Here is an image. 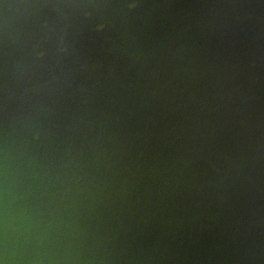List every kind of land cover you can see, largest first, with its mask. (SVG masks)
I'll return each mask as SVG.
<instances>
[{
    "label": "water",
    "instance_id": "water-1",
    "mask_svg": "<svg viewBox=\"0 0 264 264\" xmlns=\"http://www.w3.org/2000/svg\"><path fill=\"white\" fill-rule=\"evenodd\" d=\"M202 18V0H0V264H264V211L224 201L211 168L264 204V8L230 62Z\"/></svg>",
    "mask_w": 264,
    "mask_h": 264
},
{
    "label": "bare ground",
    "instance_id": "bare-ground-1",
    "mask_svg": "<svg viewBox=\"0 0 264 264\" xmlns=\"http://www.w3.org/2000/svg\"><path fill=\"white\" fill-rule=\"evenodd\" d=\"M207 1V4L205 3ZM202 5H203V10H204V15L205 17L207 16L208 19L204 21V18H202V37L203 39L210 40L211 42H214L212 44L217 45V55L224 54L225 52L230 55V57L225 58L228 62L232 61L233 55L236 53V50L242 49L245 54L246 47H244V41H250L253 46V41L255 35L258 33L259 29L257 28L256 25V16L257 14L264 8L263 0H202ZM211 6V7H210ZM210 13V14H209ZM211 18V20H210ZM247 26V30L240 36V38L237 40V43H234V33L236 34V31H238L241 27L240 30L244 29V27ZM208 43V41H207ZM232 45L235 49H232L228 45ZM171 46V50L175 53L177 49H174V45H169ZM256 47V45H255ZM261 47V45H260ZM170 52V50H167ZM212 51H210V54ZM263 53V49L261 50V53L257 56L254 57L253 59L250 58L249 60L245 62H240L238 65L240 66V72L239 75L243 80L249 79L251 76L253 69L255 68H261L258 65L252 66V61L258 58L261 54ZM225 56V55H224ZM177 57V56H176ZM201 59L199 58V61ZM208 60V59H206ZM203 61L199 62L198 61V69H196V74L194 75V78H190V90L193 91L192 93L198 92V101L201 102V100L205 97L207 94V88L208 87V78L211 73L215 72V68L213 67V71H209L212 66V62L210 60L208 61ZM226 61V64H227ZM254 61V63H255ZM176 62V59H175ZM176 65V64H175ZM175 65L173 67H175ZM229 71L232 73V65H228ZM245 69H244V68ZM264 68V67H262ZM209 71V72H208ZM255 73H258V71L254 70ZM261 74V71L259 72ZM233 74V73H232ZM161 82V79H160ZM204 87V88H202ZM179 88V87H178ZM263 87H259L257 89L256 93L251 94H260L262 93L261 99L253 101V105L255 106L256 103H261L264 105V90L262 89ZM252 90V88H251ZM154 91V90H153ZM178 91H181V88H179ZM173 92H175V87ZM245 92H249L246 91ZM182 93H185V91ZM248 94V93H247ZM249 96V95H248ZM251 96V95H250ZM253 96V95H252ZM167 95H165L163 98L166 99ZM184 97V96H183ZM233 99H230L232 101ZM239 98L237 99V109H239ZM249 102L252 101V98L248 99ZM159 102V101H158ZM161 102V101H160ZM159 102V103H160ZM232 103V102H231ZM251 104V103H250ZM164 106H167L165 110L170 109L174 104H169L166 103ZM202 113V118H204V121L210 119L207 123H205L206 130H208V136L212 137L213 140H217V136L215 134V130L213 129L214 125L212 123V118H210V112L209 109H204V107H201ZM170 114H174L175 116L171 117V119H175L176 117L178 118V115L180 116V108H175ZM243 113H239L238 116L235 118L238 122L241 119ZM252 114L250 113V117ZM249 117V118H250ZM197 118V117H196ZM199 118V117H198ZM249 118H245L242 122L247 121ZM170 121V120H169ZM196 122H199V119L196 120L195 117L191 119V123L195 124ZM201 122V121H200ZM202 123H200V127L197 129V135H199V132L201 130ZM174 129L177 132L178 129H180V125L177 122L174 124ZM178 134V132H177ZM186 133L184 132L183 138L185 139V142H188L189 139L186 137ZM218 150H222L223 153H226L225 149L223 147H217ZM252 153V150H251ZM213 153L211 152V159L214 160L212 162V169H218L219 173H228L224 181H218L217 187L222 190V193H224L223 200L232 203V200L235 203H238L242 205V209L245 211L246 214L248 213H259L261 211H264V204L263 201H260L261 199H258V201H255L257 199L256 197H252V191L248 189V187L244 186V183L241 182V178L244 176V174L241 172L240 175L239 173H235V170L229 171L227 167L222 165L221 161H218V156L213 158ZM216 160V161H215ZM252 177V173L246 174ZM264 173H260L258 176H262ZM214 180L217 179V176L212 177ZM232 178V179H231ZM232 182V184H230ZM251 192V193H250ZM231 199V200H230ZM222 201V200H221ZM223 202V201H222Z\"/></svg>",
    "mask_w": 264,
    "mask_h": 264
}]
</instances>
